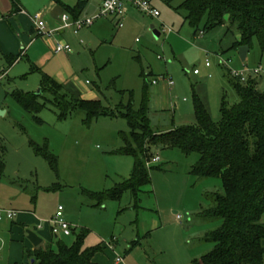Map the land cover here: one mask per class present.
Listing matches in <instances>:
<instances>
[{
    "label": "rangeland",
    "instance_id": "rangeland-1",
    "mask_svg": "<svg viewBox=\"0 0 264 264\" xmlns=\"http://www.w3.org/2000/svg\"><path fill=\"white\" fill-rule=\"evenodd\" d=\"M183 1L152 0L161 12L159 17L132 7L135 10L122 29L115 17L100 18L95 21V26L100 22L105 26L100 39L92 35L93 26L82 28L81 35L75 36L71 29L56 34L59 30L48 25L54 33L36 38L25 55L21 46L34 35V15L39 12L46 18L57 3L19 0L27 9L11 24L4 18L12 2L0 0V75L5 73L0 79V160L5 163L0 178V209L32 210L45 221L63 205L73 230L71 235L60 234L59 238L72 244L85 230L86 247L104 248L98 254L101 264H114L116 256L123 257L121 264H193L195 258L212 249L214 243L204 237L220 226L221 220L199 214L211 204L208 193L223 192V182L220 177L192 174L199 153L186 155L177 148H156L161 159L152 163L151 182L140 189L137 199L125 191L120 199L99 203L88 192L112 190L133 172V156L116 153L123 144L120 131H128L129 123L120 116L87 120L82 109L61 117L52 94L42 89L46 73L59 81L70 97L100 100L103 106L117 111L118 105L127 103L132 95L137 110L145 83L142 75L146 73L153 90L167 86L165 95L158 92L152 100L154 128L172 125L170 118L166 122L162 114L153 111L162 105L167 117L175 111L177 126L196 123L193 86L213 119L219 121L224 102L233 106L239 101L229 71L262 66L256 79L260 78L258 88L264 92V52L257 40L243 61L234 47L240 38L237 28L226 20L206 29L203 21L198 33L204 30V35H195V29L185 21L186 11L178 9ZM151 25L160 31L158 38ZM164 25L172 31L165 30ZM57 41L70 44L72 52L55 54L53 44ZM18 55L20 60L12 65L11 57ZM207 59L210 67L205 65ZM195 69L201 73L196 75ZM162 76L173 80L174 85H167ZM155 78H160L157 84L152 83ZM17 90L35 94L41 104L39 110L25 109L13 95ZM32 142L48 146L58 159L57 170L36 154ZM16 217L0 219V264H10V246L17 243L14 227L20 225ZM30 229L51 239L48 243L56 248V237L47 224ZM25 262L33 264L32 259Z\"/></svg>",
    "mask_w": 264,
    "mask_h": 264
},
{
    "label": "trees",
    "instance_id": "trees-1",
    "mask_svg": "<svg viewBox=\"0 0 264 264\" xmlns=\"http://www.w3.org/2000/svg\"><path fill=\"white\" fill-rule=\"evenodd\" d=\"M11 1L15 12L21 11L19 0ZM63 6L78 19L84 1L74 7ZM178 9L186 11L185 21L195 29V35L199 34L198 27L203 21L206 29H213L227 20L240 34L235 48L248 45L252 49L257 40L264 52V0H184ZM19 58L20 55L11 57L12 62ZM229 73L239 101L233 106L224 102L219 121L213 119L193 86L196 123L182 126L173 123L166 130L153 126L151 85L146 73L142 75L145 83L139 109L134 108L130 93L128 102H121L117 111L103 106L100 100L70 97L60 82L46 73L42 76V89L52 94L60 107L61 117L82 109L87 120L102 115L120 116L129 123L128 131H120L123 144L116 153L133 156V172L129 179L112 190L88 192L91 199L103 203L107 199H120L125 191H130L137 199L140 189L151 182V160L156 155V148H177L186 155L197 152L200 158L193 165L192 174L222 179L223 192L208 193L211 204L199 214L203 218L221 220L220 226L208 231L204 237L214 246L200 258H195L193 264H264V92L259 90L256 77L242 82L231 71ZM13 95L29 111L41 107L35 94L17 90ZM31 144L37 155L58 169V159L47 145ZM4 170L5 163L0 160V178ZM86 235L85 230L81 231L72 244L56 236V248L49 243L46 247L27 251V254L34 264H97L95 256L104 248L101 245L86 247Z\"/></svg>",
    "mask_w": 264,
    "mask_h": 264
},
{
    "label": "built area",
    "instance_id": "built-area-1",
    "mask_svg": "<svg viewBox=\"0 0 264 264\" xmlns=\"http://www.w3.org/2000/svg\"><path fill=\"white\" fill-rule=\"evenodd\" d=\"M128 7H134L138 9L141 13L150 16V17H159L161 15L160 10L153 4L152 0H103L102 6L98 12V14L91 16V17H85V18H78L74 19L68 12H64L61 15V26L57 28V30L61 29H71L74 34H78L80 30L84 27H90L92 26L96 20L104 17H116L118 19L117 25L119 28L124 26V19L127 15ZM35 25L38 31L39 36H45L50 37L54 32L48 29L47 22L43 18V14L37 12L34 15ZM163 28L167 31H172L171 28L166 27V25L163 26ZM199 36H203L204 32L200 31L198 34ZM53 51L54 53H70L72 52V47L68 43H63L61 41H57L53 45ZM226 65V61H222ZM205 65L207 67L211 66L210 59L206 60ZM262 66H259L258 68L254 70H248V71H232V75L239 77L242 82H247L249 78L258 77L261 73ZM195 74H199L200 70L195 69ZM161 79H166L164 76L161 77ZM160 78L153 79L152 83L157 84L159 82ZM167 83L170 85H173L174 82L171 79H166ZM160 161V156L156 154L152 160L153 162ZM16 216V211L14 210H6V209H0V219L3 218H9L13 219ZM177 218L180 219L181 216L178 214ZM51 223V230L52 234L55 236H58L60 234H63L65 236H69L72 234V226L71 224L66 220L65 213H64V207L63 205H59L56 214L54 217L50 220ZM123 262V257L117 256L116 257V263Z\"/></svg>",
    "mask_w": 264,
    "mask_h": 264
},
{
    "label": "crops",
    "instance_id": "crops-1",
    "mask_svg": "<svg viewBox=\"0 0 264 264\" xmlns=\"http://www.w3.org/2000/svg\"><path fill=\"white\" fill-rule=\"evenodd\" d=\"M55 1V3H57V4H55L57 7H56V9L54 10V12H52V13H50V15H48V16H46V18L43 16V18H44V20L47 22V26L49 25L51 28H58V27H60L61 26V24H62V22H61V15L64 13V12H67V10L65 9V7L63 6V4L64 5H69V6H71V7H74V6H76L78 3H80V1H84V7H83V10H82V12L80 13V17L81 18H84V17H88V16H91V15H93L94 13H96L97 11H99L100 10V8H101V6H102V3H103V0H60L61 1V3H59L57 0H54ZM12 2V1H11ZM19 7H20V10L21 11H19V12H15V9L13 8V4H12V7L11 8H13L12 10H11V8L8 10V16H7V18L5 17H3L4 19H6V20H8L10 23H11V20L13 21V20H16V21H18L17 20V18H18V16L19 15H22L23 14V12L25 11V6L24 5H22L21 3L19 4ZM27 9V8H26ZM134 8H132V7H128V11H127V15H126V17H125V19H124V26H123V28L125 27V20H126V18H129L131 15H132V13L134 12ZM13 11L15 12V13H13ZM72 16V15H71ZM57 17H58V23H57V25H56V19H57ZM114 19H116V21H118V19L115 17ZM12 24V23H11ZM33 28H32V30H31V32L34 34L33 36H32V38H31V40H28L29 41V43L27 44V45H25V44H22V46H21V52L22 53H24L25 55H26V48H27V46L28 45H30L32 42H35L36 41V38H38L39 37V35H38V31H37V28H36V25H35V21L33 22ZM55 24V25H54ZM19 25V24H18ZM48 26V27H49ZM92 26H93V28H92ZM92 26H90L93 30H91V32H92V35L93 36H95L97 39H100V38H98L101 34H103L104 33V24L102 23L101 24V22L100 23H97V25L95 26V23L92 25ZM118 26V25H117ZM95 28V29H94ZM119 28V27H118ZM119 29H122V27L121 28H119ZM64 31H66V29H61V30H59V31H57V33L56 34H58V33H62V32H64ZM55 34V35H56ZM74 34V33H73ZM24 35V34H23ZM22 35V36H23ZM54 35V36H55ZM75 36H79V35H81V31L78 33V34H74ZM59 36V35H58ZM51 42V41H50ZM79 42L81 43V44H83V40L82 39H80L79 40ZM52 43H53V41H52ZM16 45H18V44H16ZM54 45V44H53ZM3 47H5L4 45H3ZM8 50V49H7ZM54 52V51H53ZM56 54V53H55ZM57 54H61V53H57ZM66 54H68V53H66ZM20 60V58L18 59V60H16V61H14V62H12V65L13 64H15L17 61H19ZM201 73V72H200ZM199 73V74H200ZM199 74H196V75H199ZM3 75H5V73H3L2 75H0V79H2V77H3ZM211 76V75H210ZM259 80H260V78L258 79V85H259ZM59 82V81H58ZM154 84V83H153ZM167 85H169V86H173V85H170V84H168V83H166ZM151 90H152V99H151V106H154V104L152 103V100H153V98H154V96H155V98H156V95H157V93L159 92L160 94H162V95H165L166 93H167V86H162L161 88H159V89H157L156 91L155 90H153L152 89V87H151ZM162 101H163V99H162ZM175 106H177L176 104H175ZM152 110V109H151ZM153 111L156 113V114H158V113H160V114H162L161 116L162 117H164V121H168V118H170L169 120H171V122H172V124L174 123V125L175 126H177L176 124H175V117H174V113H175V111H173V115H172V117H167V116H165V112H167V110H166V108H165V106L164 105H162L161 107L159 106H155V108H153ZM150 114H152V112L150 113ZM150 117H151V115H150ZM151 120H152V117H151ZM166 121V122H167ZM152 122H153V120H152ZM165 123V122H164ZM163 122H162V124H164ZM172 126V125H171ZM170 126V127H171ZM164 127H166V126H164ZM170 127H168V128H161V126L159 125V128L158 129H160V130H166V129H169ZM161 159V158H160ZM14 211H16V210H14ZM65 213V212H64ZM17 216V217H16ZM16 221H17V223H19L20 225H17L16 227H14V232H13V237H15L14 239L17 241V243H11V246H10V264H14V263H16V262H22V263H24V264H26V260L27 259H30L29 258V256H28V254H27V251H30V250H34L35 248H37V247H40V246H42V247H46L49 243H48V241L49 240H51V239H46V238H44V236H43V234H41L40 232H37L36 230H34L41 238H42V242L39 244V245H37V246H35L29 239H28V233H27V230L28 229H30L31 227H36L37 226V228L39 227V228H42L43 226H44V223L45 224H47L49 227H50V230H51V223H50V220H45V221H41L40 219H38L37 218V216H36V212L35 211H32V210H29V211H23V210H21V211H16ZM53 218V217H52ZM51 218V219H52ZM65 218H66V214H65ZM66 220H67V218H66ZM68 221V220H67ZM38 223V224H37ZM51 233H52V230H51ZM16 236H20V238H18L17 239V237ZM59 236V235H58ZM54 237H56L55 235H54ZM100 253V252H99ZM98 253V254H99ZM98 254H96V256H95V262L97 263V264H101L100 263V261H98ZM117 257V256H116ZM0 258H1V254H0ZM34 261H33V259H32V263H33ZM122 262H120V263H116V258H115V261H114V264H121ZM34 264V263H33Z\"/></svg>",
    "mask_w": 264,
    "mask_h": 264
},
{
    "label": "water",
    "instance_id": "water-1",
    "mask_svg": "<svg viewBox=\"0 0 264 264\" xmlns=\"http://www.w3.org/2000/svg\"><path fill=\"white\" fill-rule=\"evenodd\" d=\"M151 29L153 30L154 35L158 38L160 36V31L155 28L154 25H151ZM250 50V47L248 45H242L239 48V54L240 57L243 61L246 60L248 51ZM41 90V89H40ZM3 114V111H0ZM28 233V239L35 245H39L42 242V238L34 231L31 229L27 230Z\"/></svg>",
    "mask_w": 264,
    "mask_h": 264
}]
</instances>
